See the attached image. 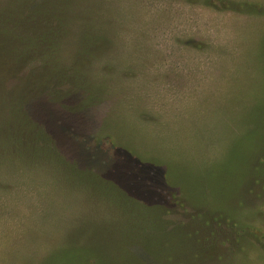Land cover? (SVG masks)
I'll return each mask as SVG.
<instances>
[{
  "label": "rangeland",
  "instance_id": "374dc122",
  "mask_svg": "<svg viewBox=\"0 0 264 264\" xmlns=\"http://www.w3.org/2000/svg\"><path fill=\"white\" fill-rule=\"evenodd\" d=\"M0 19V264H264V0Z\"/></svg>",
  "mask_w": 264,
  "mask_h": 264
},
{
  "label": "trees",
  "instance_id": "16d2710c",
  "mask_svg": "<svg viewBox=\"0 0 264 264\" xmlns=\"http://www.w3.org/2000/svg\"><path fill=\"white\" fill-rule=\"evenodd\" d=\"M10 22H5V21H3L2 19H0V35H2L3 37H2V40H5L6 42H5V44H0V49H1V54H2V56L1 57H4V55H6V56H10V55H14L15 53H14V48H11V43H10V37H9V33H11L12 34V37H14V38H17L18 40H20V36L19 35H17V34H15V33H13V31H15L16 29H17V27H14L13 25L10 27V29H9V31L6 29V27L8 26V25H11V24H9ZM3 24H4V26H3ZM8 24V25H7ZM3 30L4 31H6L7 30V32L5 33V34H2V32H3ZM29 39H30V36H29V38H28V40L27 41H29ZM8 54V55H7ZM10 54V55H9ZM5 56V57H6ZM18 56H20V55H18ZM18 56H16V57H18Z\"/></svg>",
  "mask_w": 264,
  "mask_h": 264
}]
</instances>
